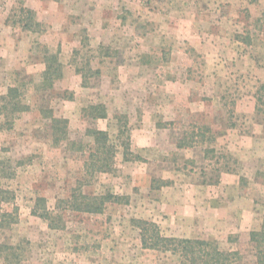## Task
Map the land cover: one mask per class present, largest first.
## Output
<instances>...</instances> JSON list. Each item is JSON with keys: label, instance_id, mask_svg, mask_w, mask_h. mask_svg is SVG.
Wrapping results in <instances>:
<instances>
[{"label": "rangeland", "instance_id": "rangeland-1", "mask_svg": "<svg viewBox=\"0 0 264 264\" xmlns=\"http://www.w3.org/2000/svg\"><path fill=\"white\" fill-rule=\"evenodd\" d=\"M23 9L40 31L25 29ZM48 116L68 123L55 130ZM98 130L108 143L95 142ZM193 133L195 145L179 148ZM0 188L15 195L3 210L16 223L1 240L17 264H181L143 247L141 220L257 264L264 0H0ZM209 188L224 209L178 220V205L189 215ZM102 195L117 198L102 213L72 203ZM0 264H10L1 252Z\"/></svg>", "mask_w": 264, "mask_h": 264}, {"label": "trees", "instance_id": "trees-1", "mask_svg": "<svg viewBox=\"0 0 264 264\" xmlns=\"http://www.w3.org/2000/svg\"><path fill=\"white\" fill-rule=\"evenodd\" d=\"M29 16L30 24H26L24 27L27 30L38 32L41 24L36 20L35 13L31 10H22ZM46 62V74L48 75L51 72V58H47ZM14 90L9 91L8 98L12 96ZM102 106H99L101 109ZM51 119L52 128L55 130H61L60 126L67 124V120H61L59 118L48 116ZM67 135V134H66ZM95 137V142H99L100 139L108 143V135L103 131H94L92 134ZM201 136V134H199ZM206 134H203L202 137H205ZM62 137V136H61ZM59 139V138H58ZM65 139H67L65 137ZM194 133L192 136L182 138L179 140V148L193 147L195 145ZM102 149L103 146L101 145ZM107 147V146H106ZM109 151V148H107ZM109 153L106 154L104 151L103 157H97L96 154L92 155V158L97 157V162L99 163V172L107 173L109 169ZM83 200H86L84 208L80 207V202L78 199L74 198L73 204L75 209L87 213H102L106 203L111 202L112 200H117L115 196L102 195L94 197L81 196ZM15 200V195L11 190H5L0 188V252L6 262L10 264L20 263V256L16 252L17 248L12 245H8L1 240V233L4 229L10 228L13 224L16 223L15 215L11 212L3 210V204L13 203ZM42 199H38V202ZM17 210V209H16ZM46 220L50 221L51 228H54L50 212H44L40 214ZM138 227L140 229L141 242L144 248L146 249H163L165 251H171L175 254H178L181 258V264H232L237 258V252H229L222 250L219 246L205 241L202 239H178V238H167L161 235L159 227L148 221H139ZM251 240L264 244V224L259 232H253L251 234ZM257 264H264V251H259L257 254Z\"/></svg>", "mask_w": 264, "mask_h": 264}, {"label": "crops", "instance_id": "crops-1", "mask_svg": "<svg viewBox=\"0 0 264 264\" xmlns=\"http://www.w3.org/2000/svg\"><path fill=\"white\" fill-rule=\"evenodd\" d=\"M209 42H210V40H209ZM236 42L238 44H240L239 41H236ZM206 43H208V42H206ZM210 44L211 43H209V45ZM230 53H232V50H231ZM221 56L223 57L221 59V61L223 60L224 62H226L225 61V59H226L225 54L221 52ZM233 56H234V52L232 53L231 57H233ZM215 58H219V56L217 55ZM218 62H220V60H218ZM220 186L221 187H225L224 184L220 185ZM200 189H205V187L204 186H199V187L197 186L195 191L199 192ZM224 190H226V189H224ZM192 191H193V193L195 192L194 190H192ZM203 193L206 194L205 196H203V199H201V200H193V202H191L193 204H191V207H190L191 208V213H189V215H187L185 212H183L181 204L178 205V215H177V219L178 220L185 218L186 220H189V221H193V220H195V221L196 220L203 221L205 218H209V216H212L213 213L216 214L217 211H219V209H221V210L224 209L225 205H223V204H224V201H226V200H222L221 199L220 200L221 203H220V201L219 202H215L214 199L212 198L213 190H210V188H209L207 190H204ZM164 201H165V199L161 201V204H163ZM166 203L167 202H165L164 204H166ZM251 219H252V216H251ZM254 221H255L254 223L256 225V220H254ZM222 223H224V220L221 221L220 225H223ZM261 228H262V226H261ZM254 231H260V230H259L258 227H255ZM177 233L181 234L183 232H181L179 230Z\"/></svg>", "mask_w": 264, "mask_h": 264}]
</instances>
